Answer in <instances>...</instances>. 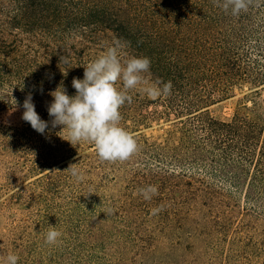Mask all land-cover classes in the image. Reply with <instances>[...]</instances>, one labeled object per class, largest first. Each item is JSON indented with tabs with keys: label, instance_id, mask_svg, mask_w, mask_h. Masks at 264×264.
<instances>
[{
	"label": "rangeland",
	"instance_id": "374dc122",
	"mask_svg": "<svg viewBox=\"0 0 264 264\" xmlns=\"http://www.w3.org/2000/svg\"><path fill=\"white\" fill-rule=\"evenodd\" d=\"M87 1L96 9L93 19L100 15L105 23L65 28L54 40L38 29L43 11L55 10L52 0H0V39L13 45L12 56L50 55L68 68L34 76L0 70V257L17 254L18 264H264L263 181L253 182V166L247 167L239 188L206 178L223 195L195 192L183 200L187 183L202 184L180 179L161 156L177 122L166 113L165 96L130 93L132 103L120 109L121 126L139 147L123 162L101 161L89 142L72 146L59 137L65 135L59 126L49 123L42 135L22 119L31 93L36 111L50 122L49 93L63 83L74 95L72 76L83 79V66L116 43L124 45L122 59L144 56L160 68L159 79L147 74L152 82L168 77L169 61L182 68L213 65L207 83L230 90L215 94L207 109L226 119L237 111L264 116V85L254 84L264 80V54L245 49L239 69L222 59L237 35L264 34V0H252L239 15L214 0ZM116 22L141 39L144 53L122 40ZM71 164L84 180L65 171ZM148 185L158 187L151 200L137 192ZM49 225L62 233L57 245L45 243Z\"/></svg>",
	"mask_w": 264,
	"mask_h": 264
},
{
	"label": "trees",
	"instance_id": "16d2710c",
	"mask_svg": "<svg viewBox=\"0 0 264 264\" xmlns=\"http://www.w3.org/2000/svg\"><path fill=\"white\" fill-rule=\"evenodd\" d=\"M52 4L55 10H44L41 16L42 23L38 26L42 38L55 40L66 33L65 28L69 30L74 26L84 28L91 24L105 23L100 15L93 19L94 15L91 13L96 9L87 0H52ZM116 23L121 27L116 31H122L120 34L122 40L134 43L135 52L144 53L141 39L132 35L131 31L124 30L122 24ZM263 35L247 32L237 35L231 42L232 50L222 59L233 62L239 69L242 66L240 58L245 49L251 51L250 55L256 51L263 57ZM12 47V44L0 39V70L5 73L34 76L36 73L49 74L61 70L68 72L67 66H57L55 62H51L50 55L41 57L27 52L12 56L16 53ZM247 59L250 61L249 56ZM166 70L168 77L160 80L172 83L170 95L165 96L166 113L174 114V121L177 122L174 124L175 130L170 134L167 145L161 148V156L168 165L177 167L180 179L189 178L202 184L194 187L192 182L187 183L188 187L182 188L187 190L184 192L183 200L188 199L187 195H193L195 192L206 193V196L212 198L223 195V188L210 186L206 178L220 183L226 182L236 189L239 188L247 167L253 166V182L260 179L264 183V116L258 113L251 117L242 111H237L230 119L213 115L207 109L213 102V96L220 92L226 96L225 93L230 90V87H227V91L216 90L207 83L206 76L215 73L213 65L182 68L169 61ZM160 73V68L152 65L148 75L159 79ZM66 77H69L67 73ZM74 77L72 76L71 79ZM76 78L80 77L76 75ZM257 83L259 85L256 88L264 85L262 77L256 79L254 84ZM255 92L258 93V90ZM165 172L168 175L174 174ZM250 192L251 188L248 189L249 194Z\"/></svg>",
	"mask_w": 264,
	"mask_h": 264
},
{
	"label": "clouds",
	"instance_id": "9594fccd",
	"mask_svg": "<svg viewBox=\"0 0 264 264\" xmlns=\"http://www.w3.org/2000/svg\"><path fill=\"white\" fill-rule=\"evenodd\" d=\"M217 6L232 15L247 11L252 0H214ZM124 45L116 43L109 46L97 58L83 66V79L74 77L72 87L74 95H69L61 83L49 95L53 98L47 111L50 122L43 120L36 111L32 95L29 93L23 102L22 119L40 134H45L49 123L53 128L59 126L64 136L60 138L77 146L81 142L91 143L101 161L123 162L130 159L138 151V143L134 136L121 126L120 109L132 103L134 90L155 100L160 96L170 95L171 81L152 82L147 78L150 74L151 60L148 57L132 56L122 59ZM17 104V101H16ZM77 182L84 180V174L77 164H71L65 170ZM138 194L145 200H151L158 194V187L148 185L139 188ZM162 209H153V214ZM112 214V210H108ZM62 233L55 226L49 225L45 234V243L57 245L61 242ZM20 257L9 253L0 257V264H18Z\"/></svg>",
	"mask_w": 264,
	"mask_h": 264
}]
</instances>
